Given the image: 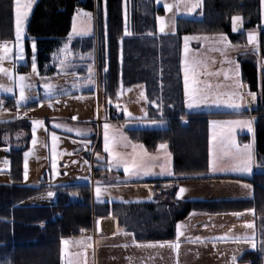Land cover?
Segmentation results:
<instances>
[{"label": "trees", "instance_id": "16d2710c", "mask_svg": "<svg viewBox=\"0 0 264 264\" xmlns=\"http://www.w3.org/2000/svg\"><path fill=\"white\" fill-rule=\"evenodd\" d=\"M123 0H36L26 24V47L32 41L37 54L40 75L54 72L49 53L67 39L72 18L76 11L95 10L96 38L94 36L71 39L73 49L88 50L99 47L115 49L98 57V73L105 97L114 98L119 84L130 87L143 84L147 100L146 116L164 119L163 128H129L126 130L133 142L141 143L148 151L158 144H168L172 155V167L176 171L200 170L208 166V119L247 115L254 117L255 159L264 164V72L258 77L253 56L239 54L242 82L255 95L251 110L240 112L211 111L187 112L184 109V92L180 68V45L183 35L225 33L231 42L245 43L246 32L256 28L264 43L261 28L260 0H202L201 19L179 17L173 34L157 32L156 18L163 8L155 0H128V33H125ZM233 17L240 18L241 31L233 30ZM13 0H0V40L14 37ZM95 41V43H94ZM123 50L119 54L117 50ZM264 54V47L261 48ZM29 56V55H28ZM29 60L20 66L27 70ZM9 101H13L8 98ZM35 104L29 102L26 106ZM112 106L109 113L114 114ZM186 118L183 123L182 119ZM239 135V141L247 140ZM190 146L187 151L186 146ZM23 150H11L8 154V173L20 176ZM234 177L254 185V196L248 200L228 202L179 201L175 198L176 181L156 190L150 202L101 205L109 211L136 241H169L174 238L175 225L190 211L207 212L241 211L251 209L258 247L243 252L238 263L264 264V173L249 175H216ZM175 181V182H174ZM44 186L27 187L0 185V207L32 195ZM77 199L58 194L52 206H36L28 210H0V264H60V242L70 231L79 228L89 230L91 210L86 186L69 189Z\"/></svg>", "mask_w": 264, "mask_h": 264}, {"label": "crops", "instance_id": "0c3cea01", "mask_svg": "<svg viewBox=\"0 0 264 264\" xmlns=\"http://www.w3.org/2000/svg\"><path fill=\"white\" fill-rule=\"evenodd\" d=\"M260 13L264 24L262 0H260ZM90 14L93 20L92 28L76 38L87 36L96 38L95 20L93 13L90 12ZM72 24L73 20L71 27ZM78 24L81 30L86 28L83 21ZM241 26V21L238 20L236 31H241ZM125 33H128L127 26ZM263 47L264 43L260 42L259 48ZM108 51L113 52L115 49ZM75 52L82 57L73 59L72 64L66 66V75L69 78L65 81L46 78L56 77L60 70L55 58L57 54L49 51L42 52L51 55V65L55 70L52 74L41 77L44 82L38 94L41 102L35 108L24 110L23 114L0 119V185L44 186L42 190L32 195L10 202L6 207H0V210H28L36 206H52L58 194L69 192L71 199H77L75 193L69 189L86 186L89 191V205L92 213L90 228L89 230L81 228L82 236H76L75 233L61 239L60 264H236V259L243 252L255 249L251 242L258 247L254 213L251 209L215 213L193 210L176 223L172 240L139 242L133 238L131 232L119 225L117 219L109 211L101 206L111 203L150 202L156 190L169 183L158 180L170 178H179L176 181L175 191V198L179 201L248 200L254 196L253 183L234 177L213 176L264 173V164H259L255 159L254 117L250 114H236L208 119V166L206 169L174 170L168 144H158L154 151H148L141 143L133 142L126 132L131 127L117 124V119L111 117L109 113L110 106L113 107L114 113H117L116 107L107 104L105 100L103 116H100L99 106L102 98L97 55L105 50H98L94 45L91 49H79ZM117 52L122 54L123 50L120 49ZM38 53L40 51L36 50L35 59ZM91 60L94 61V82L80 89H77L78 87L65 89L66 81L68 85L70 83L76 85L75 77L82 79L85 76V67L80 63ZM22 65L24 64L17 63V71ZM263 72L264 70L258 74V77ZM181 79L184 109L187 112H240L251 110L255 105V95L253 98L252 93L243 90L237 101L242 105L238 110L204 109L203 105L190 109L187 106L182 72ZM45 85H51V90L47 91ZM30 94H33L32 91ZM1 95L12 98L18 94L16 90V92ZM31 96L30 98H33V95ZM41 105L44 106L41 107ZM125 113L126 109L120 112L122 120L125 119ZM158 120H163L166 124V120ZM34 121L42 123L34 125ZM144 121L156 120L147 118ZM234 121L248 123H225ZM182 122L185 123L186 119H182ZM105 124L109 125L108 144L112 155L104 148ZM229 128L232 129L231 136L228 134ZM67 129H72V131L69 132ZM53 135L57 137L55 142L52 139ZM239 135H247L248 138L245 141H239ZM90 140L93 146L90 145ZM230 140H234L235 145H230ZM85 144H87L86 147H84ZM161 145L165 147L161 148ZM245 145H251L254 157L250 173L234 170L233 155L237 146L243 150ZM21 149L23 150L21 175H12L8 173L10 169L8 154L11 150ZM25 153L29 154L27 158ZM117 157L120 160L119 164L116 162ZM53 158L56 161L55 169L52 167ZM134 164H143L145 167L137 175H127L124 167L131 168ZM26 166L27 178L25 179ZM162 170L163 174H161ZM145 171L149 174H144ZM97 187L101 189L99 200L96 194ZM181 188L185 191L178 197L177 193ZM49 192L54 195L49 197ZM78 201L81 203V199ZM177 224L181 225L179 236L177 235ZM220 237H227V239H219ZM245 237L248 239L245 240ZM149 244L155 246L148 247ZM173 244H178L179 247H171L170 245ZM233 257L236 259L233 260Z\"/></svg>", "mask_w": 264, "mask_h": 264}, {"label": "rangeland", "instance_id": "374dc122", "mask_svg": "<svg viewBox=\"0 0 264 264\" xmlns=\"http://www.w3.org/2000/svg\"><path fill=\"white\" fill-rule=\"evenodd\" d=\"M123 19L124 27L128 24V9L127 1L123 0ZM157 5L162 6L163 13L159 17V20L156 18V28L157 32L161 35L173 34L176 31V23L179 17L190 18V19H201L202 14L199 12L201 7L202 0H199V7L194 11H189L193 4L197 0H155ZM22 3H27L28 0H21ZM36 0H31V8L28 10V17L25 21L24 26V38L21 41L22 53L16 47L15 40V16L14 20V37L11 40H0V46L6 47L7 52L3 50V47H0V69L6 71H0V119H7L11 116H16V114H23L24 110L35 108L40 102L38 94L40 89L43 88L44 82L41 77L47 75H40L37 71L33 72V59H35L36 48H33V42L29 44V48L26 47L25 37H26V24L29 19V16L32 12L33 6ZM165 5L169 7L166 9ZM81 10V9H79ZM79 10L73 16V24L68 33V39L58 48L50 50L49 52L56 53L57 64L59 67V75L56 77H46V78H57L59 80H67L69 78L66 75V66L70 65L73 59L77 57H82L78 52H75L79 49H73L71 47V39L83 35L90 31L89 29L93 26L92 16L82 17L78 15ZM87 13L89 11L83 10ZM13 14H14V0H13ZM95 27H96V15L95 10L93 12ZM74 17L76 19L74 20ZM83 21L86 25L84 30H81L78 22ZM261 28H264V24L260 21ZM163 28V31L161 29ZM249 33H252L255 36L254 42H249L248 36ZM245 43H235L231 42L227 34L225 33H210V34H188L183 35L181 38L180 45V54H181V72L182 78L185 79V68L188 67V78H189V95L187 96L188 103H195L192 98V89H200L207 93L208 101L212 99L219 98L220 100H227L228 94L235 93L237 96H240L243 91L244 83L241 78L240 65L237 60L239 54H250L253 56L257 68L258 74L264 70V54L261 52L259 31L256 28L249 29L246 32ZM226 37V40L221 42V37ZM185 37L188 39L186 40ZM98 50H105L102 52V55L108 53V50L113 48L99 47L95 44ZM187 48V51L185 50ZM122 50V49H121ZM250 51V52H249ZM115 52V51H113ZM99 53V52H98ZM23 55V59H19L20 55ZM100 54V53H99ZM97 55V65L98 57ZM29 55V56H28ZM30 63V66L27 70H19L17 63L26 64ZM17 61V62H16ZM16 63V64H15ZM36 63V59H35ZM72 64V63H71ZM82 66L85 67L82 79H76L75 82L69 83L66 81L65 89H72V87H85L86 85L90 86L94 82V61H86ZM78 63V65H80ZM75 65V64H73ZM63 74V75H61ZM20 77L24 79L21 80ZM81 83V85H80ZM23 85V89L21 88ZM64 85V87H65ZM80 85V86H79ZM242 86V87H241ZM17 96H13V101H9L8 97H5L1 94L6 95V93L16 92ZM248 90V89H247ZM246 90V91H247ZM11 91V92H7ZM21 91L26 99L20 100ZM32 91L33 94H30ZM245 91V90H244ZM31 95H33V98ZM104 91L101 86V98L100 103V116H103L104 112V100L107 104H111L116 107V112L120 113L122 110L126 109L125 119H117V124L127 125L131 128H163L166 126L163 120H156L153 122L144 121L146 118V109H147V100L144 92L143 84H135L130 87H123L119 84L118 90L114 98L104 97ZM39 98V99H38ZM106 98V99H105ZM238 99L236 100V102ZM29 102H35V104L26 106ZM49 104V103H47ZM121 107H117L118 105ZM200 107L203 105L204 109L213 108V109H230L224 104L216 106L212 103H200ZM44 105H41V107ZM4 109V111H3ZM8 109V111H7ZM97 111V109H95ZM186 119V118H185ZM103 137L104 132H103ZM90 145L93 146L92 140H90ZM87 144L84 145L86 147ZM187 151L190 150V146H186ZM44 159V158H43ZM87 162V159H85ZM167 186V185H166ZM80 229L77 231H70L69 235L75 234L76 236L80 235ZM83 231V230H82ZM252 247H255V244L251 242ZM236 264H247V263H238L236 259Z\"/></svg>", "mask_w": 264, "mask_h": 264}, {"label": "snow or ice", "instance_id": "6c2138e0", "mask_svg": "<svg viewBox=\"0 0 264 264\" xmlns=\"http://www.w3.org/2000/svg\"><path fill=\"white\" fill-rule=\"evenodd\" d=\"M262 5H264V0H262ZM199 6H200L199 5V0H197V2L192 5V7L189 9V11H194ZM165 7L167 9L169 6L165 5ZM30 8H31V0H28L27 3H22L21 0H14L15 40H16V47H17V49L19 50L20 53H22V51H23L22 45H21V41L24 38V26H25V21H26V19L28 17V10ZM78 15H80L82 17H90V13H87V12H85L83 10H79ZM75 19H76V17H74V20ZM157 19L159 20V17ZM239 19L240 18H238V17H233V30L234 31L236 30L237 21ZM161 31H163V28L161 29ZM185 39L187 40L188 38L185 37ZM220 39H221V42H223V41L226 40V37L222 36ZM248 39H249L250 43L254 42L255 41V36L252 33H249ZM0 47H3V46H0ZM33 48H35L34 44H33ZM3 50L5 52L8 51V49L6 47H3ZM185 50L187 51V48ZM19 59H23V55L22 54L19 56ZM0 71H6V70L0 69ZM36 71H37V66H36V63H35V59H33V72H36ZM188 71H189V68L186 67L185 68V79H184L185 96L186 97L189 95ZM20 79L23 80L24 78L20 77ZM44 87H45V89L47 91L51 90V85H45ZM21 88L23 89V85H21ZM251 95H253V98H254V94H251ZM192 98H193V101H195V103H191L190 102V103L187 104L188 108H190V109L193 108V107H198L200 103H209V102L212 103V104H215L216 106H220L221 104H224V106H226V107H228L230 109H234V110H238V109H240L242 107L241 104L236 102V100L240 99V97L237 96L235 93L228 94V99L227 100H220L217 97L215 99H212L211 101H208L207 93L201 91L200 89H195L194 88V89H192ZM24 99H26V98L23 95V91H21L20 100L22 101ZM73 119H75V118H73ZM33 123H34V125H38V124H41L42 122L41 121H34ZM213 123H215V122H213ZM225 123H229V124H245V123H248V122L234 121V122H225ZM56 127H59V125H56ZM104 128H105V145H104V148H105V151L109 152V154L112 155L111 150L109 148V144H108V128H109V125L105 124ZM34 131H35V129H34ZM67 131L71 132L72 129H67ZM249 131H251L250 127H249ZM228 134H229V136H231V134H232V129L231 128L228 129ZM52 139L55 142L57 137H55L53 135ZM33 142L35 143V138H34ZM229 144L230 145H235V141L234 140H230ZM160 147L164 148L165 146L161 145ZM28 155H29L28 153H25V157L26 158H27ZM233 158L235 160L234 170L248 172V173H250L252 171V165L254 163V157H253V153H252V150H251V145H245L243 150L239 149V147L237 146V149H236V152L233 155ZM116 162H117V164L120 163L119 157H117ZM52 167H53V169L56 168L55 158H53ZM144 167L145 166L143 164H141V165L134 164L131 168L125 166L124 167V172L127 175H137V174L140 173V170L142 168H144ZM144 174H149V173L145 171ZM161 174H163V170H162ZM168 174L171 175V173H168ZM26 178H27V166H26V172H25V179ZM184 191H185V189L181 188L180 191L177 193L178 197ZM100 192H101V189L99 187H97L96 188V194H97V199L98 200L100 199ZM48 195H49V197H51L54 194L49 192ZM97 223H99V221ZM248 227H252V225H248ZM180 229H181V225L177 224V235L178 236L181 235ZM197 239H199V238H197ZM219 239H227V237H220ZM244 239L247 240L248 238L245 237ZM147 246L148 247H154L155 245L149 244ZM170 246L173 247V248H178L179 247L178 244H173V245H170ZM235 259L236 258L233 257V260H235Z\"/></svg>", "mask_w": 264, "mask_h": 264}, {"label": "built area", "instance_id": "2783aa9c", "mask_svg": "<svg viewBox=\"0 0 264 264\" xmlns=\"http://www.w3.org/2000/svg\"><path fill=\"white\" fill-rule=\"evenodd\" d=\"M78 11V10H77ZM76 11V12H77ZM114 119H120L121 118V114L120 113H115L114 116H113ZM81 231V230H80ZM80 235H82V232L79 233ZM73 235V234H72ZM70 235V236H72Z\"/></svg>", "mask_w": 264, "mask_h": 264}, {"label": "water", "instance_id": "95a60500", "mask_svg": "<svg viewBox=\"0 0 264 264\" xmlns=\"http://www.w3.org/2000/svg\"><path fill=\"white\" fill-rule=\"evenodd\" d=\"M243 90H247V85L246 84H244V87H243Z\"/></svg>", "mask_w": 264, "mask_h": 264}]
</instances>
